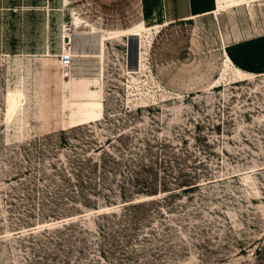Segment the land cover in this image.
Returning a JSON list of instances; mask_svg holds the SVG:
<instances>
[{"label": "rangeland", "instance_id": "rangeland-1", "mask_svg": "<svg viewBox=\"0 0 264 264\" xmlns=\"http://www.w3.org/2000/svg\"><path fill=\"white\" fill-rule=\"evenodd\" d=\"M141 22L0 0V264H264V74L224 63L212 16ZM67 36L104 54L64 69Z\"/></svg>", "mask_w": 264, "mask_h": 264}, {"label": "crops", "instance_id": "crops-1", "mask_svg": "<svg viewBox=\"0 0 264 264\" xmlns=\"http://www.w3.org/2000/svg\"><path fill=\"white\" fill-rule=\"evenodd\" d=\"M248 1L241 0L235 8L223 11L218 18H215L216 0H140L142 22L135 27L144 22L168 25L212 16L220 30L224 63L228 59L245 73L262 75L264 74V1L253 0L249 5ZM241 6L243 7L240 8ZM134 28L112 33L126 32Z\"/></svg>", "mask_w": 264, "mask_h": 264}, {"label": "bare ground", "instance_id": "bare-ground-1", "mask_svg": "<svg viewBox=\"0 0 264 264\" xmlns=\"http://www.w3.org/2000/svg\"><path fill=\"white\" fill-rule=\"evenodd\" d=\"M241 0H231L230 3L231 5H229L227 8H224L223 6L222 7H216V9L214 10V12H216L217 14V18L219 17V15L223 12V11H227L231 8H235L240 2ZM213 13V12H212ZM205 14V13H204ZM198 15V14H197ZM193 17V16H192ZM161 26H150V27H146V26H140L138 28V30H133V33H129V34H132L134 36H139V37H143L144 34L146 35L147 33H151L153 30H158ZM155 32V31H154ZM150 35V34H149ZM152 36V35H151ZM150 36V37H151ZM69 37V42H66V46H65V52L71 54V56H80V57H88V56H101L104 54V50H105V42H106V39H104L103 37L99 36V51H95L94 53H91L89 52L87 49V51H76V50H73L72 47L69 48V44L73 42V37L71 36H67ZM144 40V38H142ZM147 39V38H146ZM151 39V38H150ZM147 41V40H145ZM150 41V40H149ZM90 42V40H89ZM94 42V41H93ZM92 42V43H93ZM146 44V43H145ZM97 45V44H96ZM149 46V45H148ZM96 47V46H95ZM93 48V47H92ZM143 55V53H142ZM73 56V57H74ZM146 60V59H145ZM61 62V61H60ZM227 63V62H226ZM145 64V63H144ZM228 64V63H227ZM230 65V64H229ZM140 67V66H139ZM141 67L143 68L144 65L141 64ZM140 67V68H141ZM144 69V68H143ZM234 72V71H233ZM241 73V72H240ZM239 73V74H240ZM130 74H133V72H131ZM224 78V76H222V78L217 82V85L221 82V80ZM243 78V77H242Z\"/></svg>", "mask_w": 264, "mask_h": 264}, {"label": "built area", "instance_id": "built-area-1", "mask_svg": "<svg viewBox=\"0 0 264 264\" xmlns=\"http://www.w3.org/2000/svg\"><path fill=\"white\" fill-rule=\"evenodd\" d=\"M214 17H217L216 12H214ZM73 60V56H71V54L65 52L62 56H61V65L62 68L66 69L69 68L72 65V61Z\"/></svg>", "mask_w": 264, "mask_h": 264}, {"label": "water", "instance_id": "water-1", "mask_svg": "<svg viewBox=\"0 0 264 264\" xmlns=\"http://www.w3.org/2000/svg\"><path fill=\"white\" fill-rule=\"evenodd\" d=\"M65 41L66 42H69V37H65Z\"/></svg>", "mask_w": 264, "mask_h": 264}, {"label": "trees", "instance_id": "trees-1", "mask_svg": "<svg viewBox=\"0 0 264 264\" xmlns=\"http://www.w3.org/2000/svg\"><path fill=\"white\" fill-rule=\"evenodd\" d=\"M151 191H154V190H151Z\"/></svg>", "mask_w": 264, "mask_h": 264}]
</instances>
